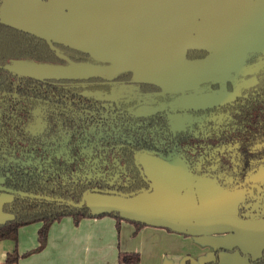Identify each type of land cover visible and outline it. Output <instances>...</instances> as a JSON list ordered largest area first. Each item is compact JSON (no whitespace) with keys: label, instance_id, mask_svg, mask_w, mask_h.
Masks as SVG:
<instances>
[{"label":"crops","instance_id":"1","mask_svg":"<svg viewBox=\"0 0 264 264\" xmlns=\"http://www.w3.org/2000/svg\"><path fill=\"white\" fill-rule=\"evenodd\" d=\"M170 1L166 2L170 3L168 9L160 10L142 3L131 5L127 0H2L0 17L51 39H62V33L66 32V41L74 46L109 61L130 60L136 70L162 83L179 85L191 80L182 67L186 65L181 58L182 47L174 46L156 57L147 56L194 32L188 21L178 20L177 13L185 8L187 14L182 15L183 18L193 22L194 0ZM233 1L242 4L246 0H224L227 3ZM154 2L161 4V0ZM224 7L207 10V14L221 12ZM247 18L252 19V14H247ZM216 46L222 48V43ZM201 61L198 62L200 66L203 65ZM192 65H188L186 70L191 72ZM141 162L153 184V195L162 196L165 193L168 203L176 200L186 209L193 206L194 200L199 206H211V192L217 191V184L209 178L192 177L180 159L164 161L143 154ZM215 196L230 208L232 222L239 225L236 231L196 235L147 224L133 234V224L121 221L117 230L115 219L110 216L84 218L77 225L66 216L50 225L46 245L41 251L19 258L15 264H118L119 250L139 253L140 260L136 264H183L186 259L191 264H203L213 258L217 248L233 245L252 255L260 253L264 246V219L238 222L236 209L243 198L241 191ZM86 197L93 210L110 207L131 209L138 204L131 202L126 206L120 197L110 194L90 192ZM142 199L138 198L139 203ZM0 213V220L8 217ZM40 225L36 222L19 227L16 245L15 242L7 244L8 249L2 251L4 256L0 264H7L6 254L15 247L18 253L35 248ZM217 264L254 263L236 251H222Z\"/></svg>","mask_w":264,"mask_h":264},{"label":"trees","instance_id":"2","mask_svg":"<svg viewBox=\"0 0 264 264\" xmlns=\"http://www.w3.org/2000/svg\"><path fill=\"white\" fill-rule=\"evenodd\" d=\"M1 3L2 0H0V7ZM204 51L207 50L189 48L185 52V58L187 61L197 60L204 56ZM195 53L197 56H194ZM16 60L52 65H67L69 62L103 67L110 65L108 61L98 59L87 52L69 47L60 41L47 40L0 20V92H14L17 95L21 93L25 98L43 96L57 101L56 104L48 106L49 127L44 135H34L30 132L27 121L31 116V111L28 106L22 110L20 115L19 109L9 110L0 115V177H2L3 186L18 193L10 201H4L1 205V211L12 217L0 222V240L13 239L16 245L19 227L30 223H41L37 230V246L22 253H18L15 247L7 252L5 262L15 264L19 258L41 251L46 245L50 225L66 216L71 217L75 225L84 218L110 216L115 219L117 230L120 222L126 221L134 225L133 234H135L147 224L123 218L116 210L92 213L86 202H83L81 206L77 205L83 193L90 189L96 188L132 195L149 187L148 181L142 177L134 163V151L153 149L151 144H156L148 137L151 129L146 125L154 119L153 117L136 116L127 121L128 127L125 131L129 134L128 145L120 151L111 147L116 166H112V160L106 166L98 162L94 163L91 154L98 146V142L106 138L107 132L113 134L114 143L126 141L122 139L124 132L122 134L113 131L106 132L105 128L98 131L82 122V113L93 111L94 98L86 94L82 96L81 93L84 94L86 90L93 92L97 88L78 85V81L95 77L110 78L122 73L132 74L134 78L133 71L122 68L108 72L111 75L108 77H106L107 73H104L85 77L37 78L8 69L7 66ZM133 82L137 85H145V87L162 88L157 82L151 80L136 81L135 79ZM260 83H264V77L261 78ZM175 91L161 92L177 93ZM159 93L160 89L157 94ZM251 96L252 94L249 95ZM80 98L81 100L83 98L84 104L77 105L76 100ZM261 107H264V91L260 92V98L257 101L253 96L244 101L241 112L238 113L240 119L237 121L238 127L243 125V128L239 130L242 139L236 144L231 143L229 146L231 148H228V144L224 145V152L227 156L233 155L235 159H238V167L240 166L238 175L241 176L250 171L253 168L252 165L264 162V111ZM72 109L81 111V114H71L69 111ZM232 114L231 120L234 123L235 113L232 112ZM58 115L60 117H57ZM3 116L7 118L1 119ZM62 118L64 121L58 124L57 120ZM177 134L171 140L172 143L170 142L166 147L186 155L187 150L191 149V146H186L190 135L183 130ZM194 141L200 140L195 139ZM82 147L84 151L81 154ZM85 148L91 149L88 155H86ZM232 149L236 152L230 154ZM216 154L221 157L223 152L217 150ZM188 165L191 168V165ZM190 168L189 170L192 171ZM198 172L194 171L193 175L198 176ZM104 184L108 187H104ZM220 187L224 191L229 189L224 185ZM36 195L43 197H33ZM45 197L50 199L47 200ZM223 250L239 249L236 246L232 249L217 248L213 258L203 264H217L218 254ZM239 252L251 263L264 264V250L258 257H252L240 250ZM117 259L118 264H136L140 260V255L137 252L119 250ZM183 264H191V262L186 259Z\"/></svg>","mask_w":264,"mask_h":264},{"label":"flooded vegetation","instance_id":"3","mask_svg":"<svg viewBox=\"0 0 264 264\" xmlns=\"http://www.w3.org/2000/svg\"><path fill=\"white\" fill-rule=\"evenodd\" d=\"M204 52V56L194 60V62L206 59L211 53L208 50ZM194 56H197L196 53ZM263 70L264 43L253 51L246 53L244 59L238 60V65L233 67V69H225L223 72L219 71L220 73H218L212 69H201L199 71L193 67L191 70L193 75L186 74L187 76H191V80L187 83L173 85L158 82L164 88L159 87V94H157L159 89H155L152 86L137 85L133 82L135 79L132 77V74L127 73L110 78L95 77L93 79L78 81V85L85 87L89 85L97 88L93 92L86 90L84 94L81 93L82 96L86 94L93 96L95 99L92 102L93 111L82 113V122L87 123L92 129L98 131L105 128L106 132L113 131L119 132V134L124 132L122 139L126 140L124 143H114L113 134L107 132L106 138H102L98 142V146L92 151L91 156L94 163L98 162L106 166L112 160V166H116L111 147H114V150L120 151L124 146L128 145L130 141L129 134L125 131L128 127L127 121L134 119L136 116H151L154 119L146 124L147 128L151 129V134L148 137H150L151 141L156 142V144H151L153 149H138L134 151V163L138 167L142 177L148 181V184L151 181L143 169L141 162L143 154L151 155L164 161L178 158L184 163L188 173L194 178H209L219 186L224 185L228 187L227 192L241 191L243 198L238 202L237 208L241 220L256 221L264 219V162L252 165L253 168L241 176L238 175L240 170L238 159H235L233 155L228 157L226 152H224L225 144H228V148H231L229 147L231 143L236 144L242 139L239 130L243 128V125H239V127L237 125V121L240 119L238 113L241 112V106L246 99L253 96L254 100L257 101L260 98V92L264 91V83H260L261 78L264 77ZM195 71H198L197 75H194ZM109 74L107 73L106 77L111 76ZM136 81L139 80L136 79ZM236 86L239 89L231 99L196 106H186L182 102L183 99H188L194 95L203 96L213 92L233 91ZM171 90H176L175 92L177 93H162L163 91ZM250 94H252L251 97H249ZM56 102L53 101V98L43 96L25 98L21 93L17 95L14 92L6 93L1 91L0 115L3 112L16 109L20 110V115L22 110L28 106L31 111V116L27 121L30 132L34 135H44L49 127V120L47 118L48 106L56 104ZM76 104H84L83 98L82 100L81 98L77 99ZM261 109L264 111V107H261ZM69 112L76 115L81 114V111L73 109ZM232 112L235 113L234 123L231 120L233 116ZM57 117L60 116L58 115ZM4 118L6 119L7 117H1V119ZM57 121L58 124H61L60 122H63L64 119L62 118ZM75 121L79 122L78 119H75ZM182 130L190 135V140L186 141V146H191V149L187 150L186 155L166 147L178 135L177 133ZM195 139H199L200 141L196 142L194 141ZM62 149H65V147H62ZM217 150L223 152L221 157L217 156ZM82 151H84L83 147L80 151L81 154ZM85 152L88 155L91 149L85 148ZM234 152L236 150L232 149L229 153ZM188 164L191 165V168L188 167ZM194 171H199V175L194 176ZM104 187H108V185L104 184ZM90 192L100 194L113 193L96 188L84 193L88 194ZM16 193L3 186L2 177H0V208L4 201H10ZM33 197L42 198L43 196L36 195ZM2 214L8 215V217L2 220H6L12 216L3 212ZM262 250H264V246L261 252ZM260 253L256 255L248 254L258 257L261 255Z\"/></svg>","mask_w":264,"mask_h":264},{"label":"water","instance_id":"4","mask_svg":"<svg viewBox=\"0 0 264 264\" xmlns=\"http://www.w3.org/2000/svg\"><path fill=\"white\" fill-rule=\"evenodd\" d=\"M154 1L155 0H127V2H129L131 5L134 4L139 6L142 3L147 7H156L160 10L168 9L171 3L170 0H168L170 1V3L168 4H166L167 0H161V4H157V2L155 3ZM193 4L195 9V13L193 14L191 13L194 16L193 22H190V19L183 18L182 15L187 14L185 8L182 10L180 9L179 12H177L179 15L178 20L185 22L188 21V23L192 25V28H194L193 34L186 35L184 36V38H180L174 44L172 43L166 45L161 50L154 51L148 54L147 55L148 57H156L157 55H160L162 53L164 54L170 51L174 46L176 47L180 46L182 47L181 58L183 59V63L186 64L185 66L182 67L186 71L188 65L191 66V64H193L194 62V61H187L185 58V52L189 48L205 49L211 52L212 55L213 53L219 54L218 56L223 57V59L224 58H227L228 60L235 59L234 61H238L240 60L238 58H241L245 56L246 53L253 51L259 45L260 40H264V0H250V1L246 0L242 4L236 1L227 3L224 2V0H194ZM222 6L225 7L222 8L221 12L220 11L214 13L209 12V14H207L208 11H212L214 9H219V8L221 9ZM203 10L206 11L203 12ZM249 13L250 15L252 14V19L250 20H248L247 18V14ZM205 16H209V17L204 18ZM0 20L11 26L32 32L47 40L60 41L69 47L87 52L98 59L108 61L110 63L109 66L101 67L104 68V70H101L102 73L100 72V70H98L97 73H91L84 76H72V77H85L95 74H104L112 71H117L122 68H128L133 71L134 78L137 80H151L157 83L160 82L155 77L136 70L134 67L131 66L130 60L125 62L109 61L107 59L94 55L92 52L86 49L68 43L66 41V37H67L66 32L62 33V39H57V38L51 39L41 34L35 33L33 31L9 23L3 20L1 17ZM203 29L206 31H203ZM248 39H250L249 44H248ZM220 42L222 43V48H218V46H216L219 45ZM72 63L74 62H69L67 65ZM46 65H52V64H46ZM67 65H54V66H67ZM91 66H95V65H91ZM96 67H100V66H96ZM7 68L16 73L24 74L15 71L10 66H7ZM183 68L182 70H184ZM54 78H60V77H54ZM217 187L218 189L216 192H211L212 195L211 197L213 200L211 206H205V207L199 206L196 204L193 198L194 200L192 204L193 206H191L190 209L184 208V205L181 202H176V200L172 201L171 203H168L165 193L162 196L157 194L153 195L152 183L149 184V187L147 189H144L132 195H124V194H116V193L110 194L120 197V200H122L124 202V205L126 206H128L131 202H137L138 204L133 205L131 209L110 207L101 210H93L91 209L89 203L87 202L86 193L83 194L80 203L77 205L81 206L83 202H86L87 206L90 208L92 213L116 210L123 218L137 220L145 224L163 226L186 234L198 235V234L210 233V232H227V231L234 232L236 231L235 228L238 227L239 225L234 224L232 222L231 220L232 212L230 208L225 206L224 205L225 203L219 197L217 198L215 196L216 194H225L227 193V191L222 190L219 185H217ZM1 189L7 190L5 188H1ZM148 194H152V195L144 196ZM140 197H142L143 199L139 203L138 198ZM47 199L50 198L47 197ZM236 217L238 222H240L239 220H241V218L238 214V209H236ZM1 221L3 220H0V222ZM235 246L236 245L230 247H221V248L232 249ZM236 247L245 254L249 253L247 250H244L240 246H236ZM239 250H234V251L242 255L239 252ZM223 252L225 251L223 250ZM244 257L248 259L246 256Z\"/></svg>","mask_w":264,"mask_h":264},{"label":"rangeland","instance_id":"5","mask_svg":"<svg viewBox=\"0 0 264 264\" xmlns=\"http://www.w3.org/2000/svg\"><path fill=\"white\" fill-rule=\"evenodd\" d=\"M264 40H260V43L258 45L261 46ZM257 47V48H258ZM219 54L212 53L203 60V65L200 66L201 63L193 62L195 65V68L198 70H209L212 69L214 71H217L218 73L223 72L225 69H232V67H235L238 65V61H234L235 59H227L218 56ZM238 59H244V56ZM237 59V60H238ZM192 65V64H191ZM12 69L15 71H18L20 73H24L25 75L35 76V77H72V76H84L91 73H97L98 70L102 73L101 70H104V68L91 66L83 63H72L67 66H54V65H46V64H40V63H28L25 61H14L9 65ZM220 71V72H219ZM188 75H193L192 72L185 71ZM198 71H195L194 75H197ZM238 86L235 87L233 91H219V92H213L206 95H194L192 97H189L188 99H183V104L188 106H196V105H205V104H212L220 101H224L227 99H231L235 93L238 91ZM1 202V200H0ZM1 204V203H0ZM11 242L14 241L13 239H2L0 240V263H2V259L4 256V251L7 248V244L11 245ZM3 251V252H2ZM11 251V250H9ZM3 253V254H2Z\"/></svg>","mask_w":264,"mask_h":264}]
</instances>
